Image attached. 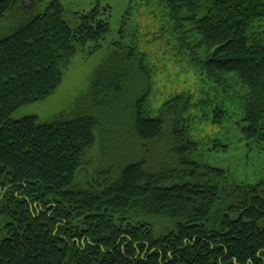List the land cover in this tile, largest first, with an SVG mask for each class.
I'll use <instances>...</instances> for the list:
<instances>
[{
  "label": "trees",
  "instance_id": "1",
  "mask_svg": "<svg viewBox=\"0 0 264 264\" xmlns=\"http://www.w3.org/2000/svg\"><path fill=\"white\" fill-rule=\"evenodd\" d=\"M18 2L0 0V22ZM159 2L190 64L239 100L242 135L264 143V41L248 34L264 18V0ZM21 13V26L0 40V264H264V180H232L203 160L189 96L148 115L151 71L137 54L117 44L88 92L50 122L11 120L54 93L76 46L90 44L91 54L110 32L98 5L69 15L52 0L42 13ZM116 62L127 71L139 65L140 78L115 72ZM131 84L141 92L122 101L130 127L110 135L119 143L130 135L145 151L92 168L81 184L85 156L104 136L101 119ZM213 114L215 123L226 116ZM167 138L157 160L149 145Z\"/></svg>",
  "mask_w": 264,
  "mask_h": 264
},
{
  "label": "rangeland",
  "instance_id": "2",
  "mask_svg": "<svg viewBox=\"0 0 264 264\" xmlns=\"http://www.w3.org/2000/svg\"><path fill=\"white\" fill-rule=\"evenodd\" d=\"M52 0H19L18 6L0 22V40L17 30L21 22V10L33 14L42 13ZM69 15L88 13L93 7L108 15L110 32L101 47L89 53L90 44L84 48L76 46V54L71 64L64 71L62 79L54 93L46 99L19 108L12 114L11 120L25 117H37L39 123H48L62 112L73 109V104L89 88L94 71L105 60L112 58L118 51L117 44L146 69L152 77V89L145 102V111L150 116L158 114L164 103L175 96L186 95L194 105L190 109L191 138L199 143L202 158L212 166L227 171L232 180L255 183L264 180V143L246 139L241 131V108L234 93H227L217 88L208 80L199 68L192 66L184 49L179 46L178 35L173 30L168 10L159 0H58ZM108 8V9H107ZM248 34L264 41V18L254 21ZM131 50H133L131 52ZM134 52V54H133ZM139 63V62H138ZM134 70L127 71L119 62L114 63L115 72L123 71L132 81L140 78ZM139 86L142 84H138ZM140 88L131 84L128 92L121 96L120 104L114 105L108 116L101 119L104 136H97L95 145L85 156L81 184L90 175L92 168L103 170L111 162L134 155V159L143 155L145 149L134 137L124 136L123 140L114 141L111 133L120 135L130 127L129 117L121 107L122 101L134 99L140 94ZM221 108L225 118L214 122L213 111ZM169 138L157 142L154 147L159 153L167 146ZM170 147V146H167Z\"/></svg>",
  "mask_w": 264,
  "mask_h": 264
}]
</instances>
